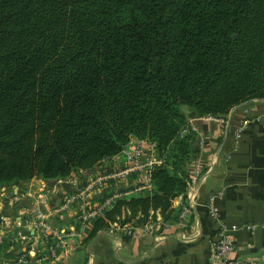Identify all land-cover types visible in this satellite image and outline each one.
<instances>
[{
  "label": "trees",
  "instance_id": "trees-1",
  "mask_svg": "<svg viewBox=\"0 0 264 264\" xmlns=\"http://www.w3.org/2000/svg\"><path fill=\"white\" fill-rule=\"evenodd\" d=\"M252 102L264 103V0H0V187L89 174L130 139L154 146L152 191L118 198L88 241L175 222L193 164L204 172L190 119ZM15 238L0 262L17 259Z\"/></svg>",
  "mask_w": 264,
  "mask_h": 264
},
{
  "label": "crops",
  "instance_id": "crops-1",
  "mask_svg": "<svg viewBox=\"0 0 264 264\" xmlns=\"http://www.w3.org/2000/svg\"><path fill=\"white\" fill-rule=\"evenodd\" d=\"M190 122L197 138H203L196 155L204 172L195 191L172 202V210L178 215L181 205L189 210L184 220L179 221L177 215L175 222L165 223L156 214L154 221L140 228L112 226L99 231L91 241L86 240L87 234L78 246L73 238H67L66 248L56 259L36 263L30 257L29 264L213 263L216 258L212 245L222 224L237 227L228 235L233 250L230 260L264 264V103L252 102L233 110L223 122ZM124 168L117 155L100 162L93 172L76 173L66 181L48 183L35 179L13 189L0 187V217L7 218L10 224L18 218L17 222L24 217L31 220L37 201L46 194V210L53 216L54 224L58 223L65 232L77 229L81 206L90 210L107 199L113 204L118 198L138 197L152 191L142 174L109 178ZM66 196H75L77 201L67 210L57 212ZM210 197L216 216L207 207ZM4 233L0 226L1 241L8 235ZM19 244L20 249L25 246ZM14 261L4 260L0 264Z\"/></svg>",
  "mask_w": 264,
  "mask_h": 264
},
{
  "label": "built area",
  "instance_id": "built-area-1",
  "mask_svg": "<svg viewBox=\"0 0 264 264\" xmlns=\"http://www.w3.org/2000/svg\"><path fill=\"white\" fill-rule=\"evenodd\" d=\"M217 121L223 122L221 119ZM188 125L192 131H195V128L191 125L190 121ZM236 137L239 138L240 135L238 134ZM202 145L203 138H199L198 147L201 148ZM119 156L125 164V168L123 171L116 175H111L109 178L113 179L124 176L126 177L130 174H142L145 185L150 187L151 169L154 165L158 164L155 158V149L153 144L144 140L130 139L128 143L122 148ZM192 169L193 172L190 180L187 183L186 193L195 191V187L198 185L202 175L196 162L193 164ZM101 179L102 178H98V180ZM44 198L48 199V196L45 195ZM76 201L77 198L75 196L66 197L57 212L67 210V208ZM45 203L46 202L44 200L38 202V205L32 211L33 218L31 220H25L24 226L17 223L19 218L16 219V222L10 224V221L7 218L0 217V226H3L5 231L4 234L12 235L15 232V240L17 239L19 243L22 242L25 244L20 253L17 255V259H15L13 264H29L30 257H32L36 263L52 261L58 257L59 252L66 248L67 238H73V240L76 241V245L78 246V244L81 243L82 238L88 234L87 232H89L91 228L92 221L98 217H103L105 211L109 209L112 204L111 200L107 199L90 210L81 206L79 208V215L77 218V229H71L69 232H65V230L60 227L58 223L52 224L53 216L49 214V211L47 212L44 210ZM47 204L48 203H46V205ZM207 207L210 210L211 215L216 216L214 200L211 197L208 199ZM57 212L54 211V213ZM188 213L189 210H187L185 206L181 205L178 215L179 221L184 220ZM6 225H8L7 228H5ZM236 230L237 227L235 225L227 226L226 224H222L220 227L219 237L212 245L216 260L215 262L208 264H248L245 262L241 263L229 259V256L233 250L228 235L235 232ZM2 235H0V241L2 239ZM33 239L36 240L35 243L32 242Z\"/></svg>",
  "mask_w": 264,
  "mask_h": 264
},
{
  "label": "rangeland",
  "instance_id": "rangeland-1",
  "mask_svg": "<svg viewBox=\"0 0 264 264\" xmlns=\"http://www.w3.org/2000/svg\"><path fill=\"white\" fill-rule=\"evenodd\" d=\"M45 195H46V194H44V195L41 197L42 199L40 198V201L44 200L46 203H48V199H47V198H44ZM66 197H68V196H66ZM37 203H38V201H37ZM37 203H36V204H37ZM46 203L44 204V210L48 212V210H46L48 204L46 205ZM25 220H28V219H27L26 217H24L22 220L18 221L17 223H19L20 225L24 226ZM56 221H57V220H56ZM52 222H53L52 224H54L55 220L53 219Z\"/></svg>",
  "mask_w": 264,
  "mask_h": 264
},
{
  "label": "water",
  "instance_id": "water-1",
  "mask_svg": "<svg viewBox=\"0 0 264 264\" xmlns=\"http://www.w3.org/2000/svg\"><path fill=\"white\" fill-rule=\"evenodd\" d=\"M183 109H184L185 111H188V112H190V109H189V108H187V107H183Z\"/></svg>",
  "mask_w": 264,
  "mask_h": 264
}]
</instances>
